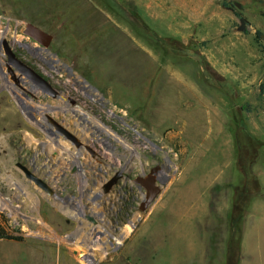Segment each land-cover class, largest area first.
Listing matches in <instances>:
<instances>
[{
    "label": "rangeland",
    "instance_id": "374dc122",
    "mask_svg": "<svg viewBox=\"0 0 264 264\" xmlns=\"http://www.w3.org/2000/svg\"><path fill=\"white\" fill-rule=\"evenodd\" d=\"M3 40L63 95L15 83ZM263 145L264 0H0V224L22 239L0 264H264Z\"/></svg>",
    "mask_w": 264,
    "mask_h": 264
},
{
    "label": "water",
    "instance_id": "95a60500",
    "mask_svg": "<svg viewBox=\"0 0 264 264\" xmlns=\"http://www.w3.org/2000/svg\"><path fill=\"white\" fill-rule=\"evenodd\" d=\"M23 35L32 39L37 44L43 46L45 49H49L53 41V35L49 34L48 32L32 23L25 24ZM3 45L5 48V53L8 57L7 67L15 83H17L18 85L20 84V82L25 83L21 79L24 77L33 86H35L37 90L41 91L45 95H49L50 97L55 99L61 95V93L53 89L51 83L48 82L39 72H37L35 68H33L24 60L16 57L7 40H3ZM16 72L19 74V76L16 75ZM74 82H76V79H74ZM55 125L58 132L64 134L67 139L75 142L76 145L79 146V143L77 142V139L73 134H71L69 131H67L57 123H55ZM19 167L26 173L27 178L33 181L39 188H42L47 193H52L48 183L35 176L33 173L29 172L26 167ZM157 170L158 168H155L146 178L138 177L134 181L135 184L143 187L146 190V194L144 195L141 205L142 211H146L156 201V199L162 192V185H159L156 178L153 176V173H156ZM120 177L121 174L118 173L106 184V192H109V190L117 184V181Z\"/></svg>",
    "mask_w": 264,
    "mask_h": 264
},
{
    "label": "bare ground",
    "instance_id": "6f19581e",
    "mask_svg": "<svg viewBox=\"0 0 264 264\" xmlns=\"http://www.w3.org/2000/svg\"><path fill=\"white\" fill-rule=\"evenodd\" d=\"M2 37H4L5 36V33H2V35H1ZM39 54H40V56H41V58L42 59H45L46 61H48V62H50V64H52L53 65V67H54V69H63V70H67V71H70L71 72V69L70 68H68L66 65H63V64H61L59 61H55V60H53V59H51L52 57L50 56V54H49V52L47 51V50H40L39 51ZM10 74V73H9ZM73 74V73H72ZM25 82V84H27V85H29V90L31 91V92H34V91H37V89H36V87L35 86H30V84L29 83H27L26 81H24ZM85 82H80L79 81V85H81L84 89H86V90H89L90 89V87L89 86H85ZM15 90H17L16 88L17 87H13ZM91 91V90H90ZM17 92H18V90H17ZM21 92V91H20ZM192 123V122H191ZM66 150V149H65ZM68 152V151H67ZM69 154V158H65L64 160H65V162H66V165L68 164V166H72V165H76V166H79L80 167V165H81V162L79 161V156L81 155V153H79V150H78V153H76V152H68ZM64 154V153H63ZM68 157V156H67ZM94 167V166H93ZM89 189V188H88ZM91 195V194H90ZM86 225V224H85ZM89 230H91V232L93 231V232H95L96 231V227L95 226H91V229L89 228ZM88 235V234H87ZM94 235V234H93ZM92 235V236H93ZM91 239V238H90ZM89 241V240H88ZM91 241V240H90ZM76 242H77V240H76ZM93 246V245H92ZM8 248V247H7ZM17 249V248H16ZM76 249V248H75ZM78 250V249H77ZM24 251V250H23ZM76 251V250H75ZM72 252V251H71ZM79 252V251H78ZM83 252H85V251H83ZM13 254V253H12ZM46 257V256H45ZM10 258V257H9ZM13 258H14V256H13ZM43 261H44V257H42L40 260H39V264H43Z\"/></svg>",
    "mask_w": 264,
    "mask_h": 264
},
{
    "label": "trees",
    "instance_id": "16d2710c",
    "mask_svg": "<svg viewBox=\"0 0 264 264\" xmlns=\"http://www.w3.org/2000/svg\"><path fill=\"white\" fill-rule=\"evenodd\" d=\"M222 5L224 7H230L231 5L228 4L227 2L223 1ZM232 10H234V7H231ZM235 12V11H234ZM235 14L238 16V13L235 12ZM256 148H259L260 146L257 145L255 146ZM257 152V151H256ZM257 160V156L254 155L251 159V161H249V165H248V177L251 181V185H252V189H251V193L250 195H254V196H259L261 194V186L259 183L258 178L256 177V175L254 174L252 167L255 164ZM253 191V192H252ZM0 239H6V240H11V241H21L22 239L19 237H14L13 235L9 234L8 231L5 230V228L0 224Z\"/></svg>",
    "mask_w": 264,
    "mask_h": 264
},
{
    "label": "crops",
    "instance_id": "0c3cea01",
    "mask_svg": "<svg viewBox=\"0 0 264 264\" xmlns=\"http://www.w3.org/2000/svg\"><path fill=\"white\" fill-rule=\"evenodd\" d=\"M262 148H264V145ZM260 157H261V151L259 152V156H258L255 164L253 165V172L256 175V177L258 178L260 185H262L264 187V183L262 181L264 178V170L262 168H260V163H259Z\"/></svg>",
    "mask_w": 264,
    "mask_h": 264
},
{
    "label": "flooded vegetation",
    "instance_id": "af4514ba",
    "mask_svg": "<svg viewBox=\"0 0 264 264\" xmlns=\"http://www.w3.org/2000/svg\"><path fill=\"white\" fill-rule=\"evenodd\" d=\"M13 51V50H12ZM14 52V51H13ZM14 54L16 55V57L17 58H19V59H21L20 57H18V54H16L15 52H14ZM45 78V77H44ZM46 79V78H45ZM47 80V79H46ZM48 81V80H47ZM48 82H50V81H48ZM51 83V82H50ZM51 85H52V87H53V89L55 90V91H57V92H59V93H61V95H63V92L62 91H60L59 89H57V87H55L52 83H51ZM45 95V94H44ZM47 96H49V95H47ZM50 97V96H49ZM52 98V97H51Z\"/></svg>",
    "mask_w": 264,
    "mask_h": 264
}]
</instances>
